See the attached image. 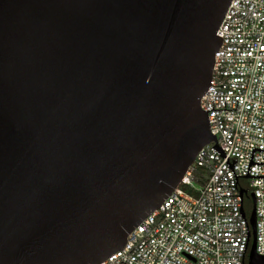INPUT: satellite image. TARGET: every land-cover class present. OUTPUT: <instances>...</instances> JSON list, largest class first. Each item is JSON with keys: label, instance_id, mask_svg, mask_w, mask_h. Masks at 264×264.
<instances>
[{"label": "water", "instance_id": "water-1", "mask_svg": "<svg viewBox=\"0 0 264 264\" xmlns=\"http://www.w3.org/2000/svg\"><path fill=\"white\" fill-rule=\"evenodd\" d=\"M230 2L0 0V264H100L168 198Z\"/></svg>", "mask_w": 264, "mask_h": 264}, {"label": "built area", "instance_id": "built-area-1", "mask_svg": "<svg viewBox=\"0 0 264 264\" xmlns=\"http://www.w3.org/2000/svg\"><path fill=\"white\" fill-rule=\"evenodd\" d=\"M216 36L222 45L200 98L215 142L100 264H247L241 180L255 199V250L264 258V0H231ZM224 101L236 110L210 111L224 110Z\"/></svg>", "mask_w": 264, "mask_h": 264}, {"label": "trees", "instance_id": "trees-1", "mask_svg": "<svg viewBox=\"0 0 264 264\" xmlns=\"http://www.w3.org/2000/svg\"><path fill=\"white\" fill-rule=\"evenodd\" d=\"M244 185H246V182L241 180L239 182V186H241L245 192L244 197H243V208H244L246 217L249 218L251 210H252V200H251L248 189L243 187Z\"/></svg>", "mask_w": 264, "mask_h": 264}]
</instances>
